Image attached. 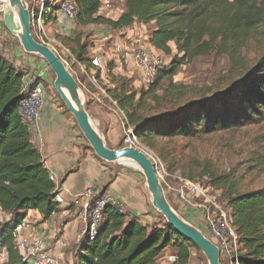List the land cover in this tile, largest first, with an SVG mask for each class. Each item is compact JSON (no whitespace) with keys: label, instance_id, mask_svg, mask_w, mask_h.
Segmentation results:
<instances>
[{"label":"trees","instance_id":"16d2710c","mask_svg":"<svg viewBox=\"0 0 264 264\" xmlns=\"http://www.w3.org/2000/svg\"><path fill=\"white\" fill-rule=\"evenodd\" d=\"M69 1L77 9V27L105 26L112 32L134 23L148 27L149 45L169 57L168 66L157 69L146 92L133 90L121 76L111 78L114 87L107 92L135 128L139 143L153 152L168 173L201 181L232 211L231 226L241 252L237 264H264V185L249 186L251 177L264 174V134L254 138L250 150L244 148L245 156L231 168L217 166L216 145L209 155L199 151L215 138L264 124V50L245 70L242 55L252 41L264 45V0H124V10L115 21L94 18L101 0ZM63 42L73 44L75 59L88 65V45L80 34ZM210 54L225 56L240 69L239 75L220 91L187 99L190 91L173 78L181 66ZM23 92L22 74L0 56V211L7 216L0 223V247L6 250L3 264H27L12 234L28 211H37L44 220L59 211L55 201L59 191L18 115ZM146 100L153 103L151 113H143ZM86 149L93 154L87 144ZM167 247L175 250L174 264H188L190 249L199 251L167 224L148 229L138 218L127 219L107 206L93 240L76 245L73 264H158Z\"/></svg>","mask_w":264,"mask_h":264},{"label":"built area","instance_id":"2783aa9c","mask_svg":"<svg viewBox=\"0 0 264 264\" xmlns=\"http://www.w3.org/2000/svg\"><path fill=\"white\" fill-rule=\"evenodd\" d=\"M29 2V4L26 2V5L30 13L31 33L34 40L53 50L58 47L68 52L59 40L55 38V35H65L66 37L74 35L77 17L75 4L69 0H29ZM116 2H120L122 5L117 6ZM5 4L6 0H0V16H2ZM123 10L124 0H101L94 18L100 17L115 21L121 16ZM52 27L54 29L53 33L51 31ZM58 31L62 34H59ZM120 32L127 43L128 49L126 53L132 58L133 65L137 71L140 88L148 90L161 63L159 52L149 45L148 27L140 23H134L131 27ZM123 58L125 61V56ZM73 60L77 61L75 57H73ZM119 61L123 62L121 58ZM77 64L84 77V83L80 84L81 91L83 89L88 93L87 97H90L96 105L105 107L122 121L123 146L135 148L151 159L157 176L159 172H163L166 180H171L175 184V188H172V190L178 194L181 202L187 204L186 207L189 210L187 214H192L193 219L203 218V226L199 227V230L216 245L219 251V259L225 260L229 264H237V259L241 252L238 237L231 226L232 211L222 206L219 200L217 201L216 194L218 195V193L210 187H204L185 179L179 172L169 174L162 162L150 150L139 143L133 134V127L126 120L124 111L119 108L117 102L107 92L105 86L108 83L105 86L101 84L103 78L111 70H106V65L100 52L95 51L89 57L88 65L80 64L78 61ZM46 71L47 69H45ZM40 78L42 77L38 76L37 80ZM23 94L24 97L20 102L18 115L30 130L32 136L40 140L38 122L45 104V88L42 84L36 83L25 89ZM50 179L54 181L51 175ZM55 201L59 205L64 203L60 194L56 196ZM69 205L77 209V218L81 226L78 235L79 242L81 240H93L97 230L103 223L104 210L107 206H112L123 212L122 204L98 187L85 188L80 194L71 198ZM27 228L28 221L25 218L16 226L12 234L13 243L23 261L27 264H59L58 258L51 256L45 251L42 239H29L24 234ZM5 258L6 250L0 247V264L5 262ZM176 260V254L166 257L168 264H174Z\"/></svg>","mask_w":264,"mask_h":264},{"label":"crops","instance_id":"0c3cea01","mask_svg":"<svg viewBox=\"0 0 264 264\" xmlns=\"http://www.w3.org/2000/svg\"><path fill=\"white\" fill-rule=\"evenodd\" d=\"M103 27L105 26H98L100 29ZM109 32L112 31L109 29ZM119 35L121 39L107 51H102V49L109 42L111 36H104L102 49L99 51L95 49V51L104 54L109 62H120L121 58L127 65V71L122 70V77L130 80L134 75H137V71L132 58L126 53L128 47L122 38L123 34L119 32ZM62 36L66 38L65 35ZM25 54L19 41L5 29L2 16H0V56L22 74L24 90L36 83L42 84L46 89L45 104L38 122L40 140L33 136V141L64 201L59 205V211L47 220H44L37 211H28L26 216L28 228L24 234L29 239H42L45 251L58 258L59 264H73L81 226L77 218V209L69 205L72 197L80 194L85 188L98 187L102 189L112 178L106 192L122 204L123 213L126 214L127 219L138 218L136 211L142 212L147 208L151 209L150 199L143 191L139 192L133 181L127 177L126 174L130 172L120 169L112 174L111 170H106L104 164L86 149L84 138L80 135L73 118L70 114L65 113L59 105L52 88V82L48 73L45 72L46 67L41 68L42 62L38 56L28 54L26 57ZM103 61L106 70H109V65L104 58ZM119 69L117 68V70ZM109 73L108 71L101 83L104 86L108 83ZM38 76L42 78L37 80ZM105 109L103 106H95L93 114L103 128L106 145L111 149H118L121 136L123 137V124L117 116L110 111V113L106 112ZM129 214L135 216L129 217ZM148 214L142 213L141 215L144 217L138 218L141 226H149L153 221L152 215ZM5 220H7V216L0 211V223Z\"/></svg>","mask_w":264,"mask_h":264},{"label":"rangeland","instance_id":"374dc122","mask_svg":"<svg viewBox=\"0 0 264 264\" xmlns=\"http://www.w3.org/2000/svg\"><path fill=\"white\" fill-rule=\"evenodd\" d=\"M25 1L28 4L30 3L29 0H25ZM116 5L117 6L122 5V3L116 2ZM53 30L54 29H52L51 31ZM58 33L62 34L59 31ZM77 34H80L82 36V42H86L88 45V56H87L88 60H89V57H91V55L95 53V49H97L98 51L99 49H102L103 47L102 42H103L104 36L110 35L111 37H110L109 42L105 44L102 51H107L108 49H110V47L112 48L113 44L117 43L116 41L121 39L119 32L116 31V32L110 33L107 27H103L100 29L96 25H92V26L90 25L84 28L76 26L74 35H77ZM73 36L66 37V38L69 39V38H72ZM55 38L59 40V42L68 50V52L61 50L58 47H56L55 50H53L52 48L50 49L53 50L56 53V55L66 64V67L71 72V74L73 75V77L75 78L76 82L78 83L80 87L81 86L80 84L84 83V79H83L84 77H83V74L81 72L79 65L77 64V61L73 60V57H74L73 44H69L67 42L65 44L63 40L66 38H64V36L62 35H55ZM122 38L125 39L124 36ZM170 46H171L173 53L175 54L174 45L171 44ZM263 50H264V45L262 43H258L257 41L250 42L247 48L242 52V55L244 56V67H243L244 69L243 70H245V68L247 69L248 67H250V65L261 54ZM25 56L28 57V54H25ZM102 56L104 60L106 61V63L110 65L111 67V72L109 73V76L107 78V81L109 84L105 86V88L108 90L114 87V85L111 84V78L116 77V76L122 77L123 76L122 70L127 71L126 70L127 65L124 62H115V61L109 62L108 61L109 59H106V56L104 54H102ZM159 57L161 60L160 68L162 69L166 68L168 66L169 57L164 55L163 53H159ZM40 60L42 62L41 68L44 69V66H45L47 69L46 73H48V76L52 82V88H53L54 75L51 73L49 68H47V65L44 63V61L41 58ZM117 68H120V70H117ZM239 73H240V69L232 67L230 61L225 56L220 57L215 54H210L205 57L197 58L193 60L191 63L181 66L179 68L177 75L173 78V82L176 84H181L186 89H188V91L190 92L187 93L186 97L187 99H190L193 97H197L199 95H203L205 93L210 94V93L216 92L217 90L220 91L224 89L230 83L232 79L236 78L237 75H239ZM129 81H130V85L133 88V90H136V91L141 90L137 75H134ZM143 91L146 92L145 90ZM160 92L161 91H158L157 94H160ZM81 93L83 96L84 108L86 109L90 117V120L95 125L99 134L104 138L103 128L97 122V119L95 115L93 114V108L95 106L96 107L98 106L95 104V102L91 100L90 97H87L88 93H86L83 89ZM57 97L58 96L56 95V98ZM143 109H144L143 113L153 112L154 106H153L152 101L146 100L145 103L143 104ZM105 111L109 112L107 109H105ZM262 134H264V124L261 126H257V127H247V128L241 129V131L223 135L222 138H215L213 139L211 143L201 146L199 148V151L203 155H209L211 154L212 147L216 145L217 148L219 149L217 166L220 169L231 168L245 156L244 148L250 150L252 148V145H253L252 141L254 140V138H258ZM85 143L87 144L86 141ZM119 145H123L122 136H121ZM121 148H123V146ZM103 164H104V168L106 170H111L112 174H114L120 169H124L130 172L131 174L130 173L126 174L127 177L133 181V184L136 186V189L139 192L143 191L145 195L150 199V195L147 192V189L145 187V179L137 168L130 167L127 161H123L119 163H103ZM158 178L164 190L168 203L170 204L171 208L178 214V216H180L187 223H189L190 225L194 226L197 229H199V227H202L203 226L202 217L193 219L192 214H187V212L189 211L187 210V207H186L187 204L181 202L179 200L178 194L172 190V188H175V184L171 182V180L167 181L166 178L164 177L163 172L158 173ZM205 180L206 179H203L202 181L205 182ZM251 180L252 181L250 182L249 186L260 187L264 185V174L259 179L251 177ZM197 184L202 185L201 181L200 183L197 182ZM216 196L218 195L216 194ZM217 198L219 199V197ZM150 208L151 209L147 208V210H143L142 212L136 211V213L138 214L137 217L141 219L142 217H144L141 215L142 213H149L148 215L149 216L152 215L153 221L150 223L149 226H144V227H147L148 229H151L152 227L163 228L164 225L167 224L166 220L159 212L153 209L152 206ZM133 216L135 215L129 214V217H133ZM190 252L191 254H190L188 264H208L204 255L200 251L196 252L194 249H190ZM172 254H175V250L172 247H167L160 254V256H158L157 263L158 264H168L166 262V257ZM220 262L222 264H229L227 261L221 260V259H220Z\"/></svg>","mask_w":264,"mask_h":264},{"label":"water","instance_id":"95a60500","mask_svg":"<svg viewBox=\"0 0 264 264\" xmlns=\"http://www.w3.org/2000/svg\"><path fill=\"white\" fill-rule=\"evenodd\" d=\"M2 21L5 29L19 41L22 50L26 54L41 58L54 75L53 89L73 118L94 156L104 163L123 161L134 163L145 179V187L150 195L152 208L164 217L167 225L195 245L208 264H221L216 245L171 208L151 159L132 147L111 149L106 145L84 108L81 89L66 64L53 50L34 40L31 33L30 13L25 0H6Z\"/></svg>","mask_w":264,"mask_h":264},{"label":"bare ground","instance_id":"6f19581e","mask_svg":"<svg viewBox=\"0 0 264 264\" xmlns=\"http://www.w3.org/2000/svg\"><path fill=\"white\" fill-rule=\"evenodd\" d=\"M6 5V4H5ZM4 8H5V6H4ZM94 125V124H93ZM95 126V125H94ZM128 165L130 166V167H132V168H137L136 167V165L134 164V163H132V162H129L128 161Z\"/></svg>","mask_w":264,"mask_h":264}]
</instances>
